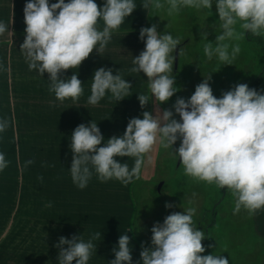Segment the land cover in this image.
Returning a JSON list of instances; mask_svg holds the SVG:
<instances>
[{
  "label": "rangeland",
  "instance_id": "obj_1",
  "mask_svg": "<svg viewBox=\"0 0 264 264\" xmlns=\"http://www.w3.org/2000/svg\"><path fill=\"white\" fill-rule=\"evenodd\" d=\"M26 2L17 3V28L26 27L23 15ZM161 3L164 4L162 9L152 10L148 27L156 24L158 32L170 33L180 40L177 68L174 58L171 73L176 79L177 92L160 105L161 109H171L177 98H190L196 85L210 75L209 83L217 98L237 83H246L264 94V36L245 33L238 40L225 41L230 45V54L232 47L237 44L240 47L231 65L220 62L216 55L209 60L204 54V44L210 41L215 47V37L222 32L215 0L212 9L185 7L171 16L167 0ZM3 7H6V0H0L1 12ZM204 32L208 40L204 39ZM237 32H241L239 25ZM22 43L18 42L12 66L16 83V104L12 108L18 111L8 114L0 97V119L9 122L7 130L0 133V152L10 161L0 172V237L7 239L6 243H0V264H47V261L57 264L58 249L54 245L61 236L70 239L74 234H81L87 241L97 231L101 238L93 241L96 251L88 264H109L115 258L112 249L118 247L119 236L124 234L130 237L132 264L138 261L142 264L141 244L151 247L153 225L163 223L172 212L188 208L195 209L194 226L205 234L203 255H224L229 258V264H264V246L259 242L262 240L255 238L253 214L243 208L236 211L235 198L227 189L185 175L174 152L179 140L173 149L157 143L145 155L139 178L134 177L126 185L115 179L100 182L93 172L87 187L79 189L69 172L73 130L93 120L106 141L113 135L122 136L130 118H143V111L151 112V108L155 114L154 105L140 108L137 95L142 94L141 91L136 92V105L133 103L135 96L131 101L126 97L117 102L111 94L95 106L85 97L75 102L67 99V104L62 106L53 104L51 95L43 97L51 94L43 89V77L36 70H29L20 51ZM106 48L114 47L108 43ZM113 50L119 51L118 48ZM172 56L175 57V51ZM123 59L126 60L115 55L99 58L97 69L112 68L113 74L119 69L126 79L129 73L125 71L126 63L121 64ZM2 65L0 90L4 80ZM67 73L62 78H67ZM133 75L135 86L142 85L143 78L137 73ZM47 85L49 88V81ZM146 88L145 81L144 92ZM59 111L63 113L58 114ZM174 118L179 120L178 115ZM116 159L130 168L134 165L133 158ZM30 160L34 163L27 164ZM41 176L42 181L38 179ZM160 184L162 187L158 191ZM49 203L51 207L47 206ZM166 203L174 206L165 208ZM259 211L264 214V210ZM250 225L259 243L251 238ZM93 258L96 260L91 262Z\"/></svg>",
  "mask_w": 264,
  "mask_h": 264
},
{
  "label": "clouds",
  "instance_id": "obj_2",
  "mask_svg": "<svg viewBox=\"0 0 264 264\" xmlns=\"http://www.w3.org/2000/svg\"><path fill=\"white\" fill-rule=\"evenodd\" d=\"M167 4L171 16L185 7L212 9L213 0H167ZM141 7L159 10L164 4L161 0H143ZM136 8L134 0H104L103 6L95 0H27L23 8L25 37L20 51L29 70H36L42 77L48 74V90L55 100L75 102L83 95V82L74 71L67 78H62L63 74L79 69L93 51L101 55L112 33ZM215 8L222 32L215 37V47L210 41L204 44V54L209 60L216 55L220 62L231 65L240 47H232L230 54V45L225 41L238 40L245 33L264 36V0H215ZM237 25L241 32H237ZM8 31V25L0 21V36ZM203 37L208 40L206 32ZM139 39L145 47L133 57L129 71L147 77L151 96H137L142 109L151 99L155 114L143 111V118H130L122 136L113 135L106 141L95 121L79 124L71 133L69 145L73 183L83 190L94 172L100 182L115 179L126 185L134 177L139 178L145 155L157 143L173 149L179 140L174 152L185 175L230 191L236 211L243 208L255 214L264 210V94L246 83H237L217 98L209 83L210 75L196 85L190 98H177L171 109H161L160 105L177 92L176 79L171 75L172 53L180 40L170 33L158 32L156 24L142 27ZM131 89V83L120 75L119 69L113 74L112 68L100 67L94 71L88 103L95 106L109 93L118 102L129 97ZM8 127V120L0 119V133ZM117 157L133 158L134 165L130 168ZM9 164L0 152V172ZM38 179L42 181L43 177ZM47 206L51 207V203ZM173 206L165 204V208ZM194 215L195 209L188 208L172 212L163 223L156 222L151 228V247L141 244L142 264H229L224 255H203L205 234L194 226ZM100 238L99 231L87 241L81 234L70 239L61 236L54 245L58 249V264H88L96 251L93 241ZM112 251L115 258L109 264H132L129 235H120L118 247Z\"/></svg>",
  "mask_w": 264,
  "mask_h": 264
},
{
  "label": "crops",
  "instance_id": "obj_3",
  "mask_svg": "<svg viewBox=\"0 0 264 264\" xmlns=\"http://www.w3.org/2000/svg\"><path fill=\"white\" fill-rule=\"evenodd\" d=\"M21 0H6V7H3L2 12L0 10V21H3L6 25L9 27V31L6 32L3 36L0 37V65H2L3 68V92L0 90V97L1 101L5 102V109L8 111V114L11 115V113H15V111H18L17 109H13L12 107L14 104H16L15 99V79H14V68L13 66V58L15 50L18 46L19 41H23L25 37L24 28H17L16 21H17V12H18V6L17 3H19ZM27 1V0H26ZM57 2V0H49V2ZM65 2H68V0H65ZM95 2L103 6L104 0H95ZM135 4L137 5V8L134 10V12L127 18H125L124 23L120 26V28L112 33L111 40L109 43L114 48H118L119 51H115L113 49L105 48L104 52L98 54L96 51H93V53L90 54V57L86 59L82 65L79 67V69H73L74 72L78 74V78L83 82V88L84 92L81 98H88L91 94V83H92V77L94 74V71L97 70V60L105 59L110 56H114L116 58H125L126 60H122L126 63L127 67L125 68V71L129 73V75L126 74V80L129 81L132 85L131 94L128 97L131 101V98L133 100V97L135 98V101L133 102L135 104L137 100L136 92L141 91L142 94H147L151 96L148 88L143 91L145 86V81L147 83V77L144 78L143 73H137V75H140L143 78V84L139 85V87H136L134 84L135 76L133 75V72H130L129 69L133 67H129V61L132 63L133 57L138 56L139 53L144 50V42L139 39V32L142 27H148L151 19V12L152 10H145L141 7L143 0H134ZM100 27L102 29L103 27V21H100ZM14 33V34H13ZM114 51V52H113ZM128 58V59H127ZM130 58V59H129ZM121 65V66H122ZM131 73V74H130ZM0 74H2V70L0 69ZM73 74L72 71L68 70V77ZM48 74L45 73L43 76V89H48L47 80ZM134 92V95H133ZM110 94V93H109ZM51 95L53 104H58L59 106H62L63 104H67V100H65L63 103L55 100L54 94H47L44 95V98H48ZM79 98V99H81ZM127 98V99H128ZM128 100V102H129ZM139 101V100H138ZM132 103V102H131ZM152 103L151 99L149 101V105ZM47 104V103H46ZM136 105V104H135ZM141 108V107H140ZM152 112V108L150 109ZM63 113L62 111H59L58 114ZM60 119V118H58ZM260 211H257L255 214H253V229L255 233V238L259 241L260 244L264 246V214H260ZM2 226L0 225V228ZM249 232L251 233V238L253 239L255 243V238L252 232V226L249 227ZM0 235H1V229H0ZM9 235V234H8ZM8 238V237H7ZM255 239V240H254ZM7 242V239L1 240L0 237V243ZM5 242V243H6ZM256 240V243H259ZM96 258L91 259V262L95 261ZM47 264H50V261H47ZM58 264V263H57Z\"/></svg>",
  "mask_w": 264,
  "mask_h": 264
},
{
  "label": "water",
  "instance_id": "obj_4",
  "mask_svg": "<svg viewBox=\"0 0 264 264\" xmlns=\"http://www.w3.org/2000/svg\"><path fill=\"white\" fill-rule=\"evenodd\" d=\"M178 50L179 48L177 47L175 50V57H174L175 58V68H177V63H178ZM178 164H180V161L178 162ZM161 187H162V184L159 185L158 191H160Z\"/></svg>",
  "mask_w": 264,
  "mask_h": 264
}]
</instances>
